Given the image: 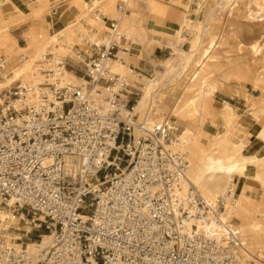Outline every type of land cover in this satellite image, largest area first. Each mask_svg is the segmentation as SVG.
Here are the masks:
<instances>
[{"label": "built area", "instance_id": "obj_1", "mask_svg": "<svg viewBox=\"0 0 264 264\" xmlns=\"http://www.w3.org/2000/svg\"><path fill=\"white\" fill-rule=\"evenodd\" d=\"M117 9L127 12L125 1ZM102 18L101 42L77 51L80 84L49 76L70 66L66 57L43 72L35 102L20 101L19 85L0 92V214L11 207L18 223L24 215L51 234L29 256L22 238L6 242L14 227L1 226L0 264H252L222 219L225 197L209 204L183 191L185 154L167 147L172 121L138 122L134 85L105 67L126 37L117 19Z\"/></svg>", "mask_w": 264, "mask_h": 264}, {"label": "bare ground", "instance_id": "obj_2", "mask_svg": "<svg viewBox=\"0 0 264 264\" xmlns=\"http://www.w3.org/2000/svg\"><path fill=\"white\" fill-rule=\"evenodd\" d=\"M122 1L127 12L118 11L116 0H32L31 7L19 0H0V46L6 52L0 67V92L16 84L23 97L20 101L35 102L44 71H57V63H65L66 57L77 59L74 47L81 42H101L108 28L102 16L118 20L121 32L130 40L127 48L134 41L145 39L150 46L162 44L160 38H166L165 45L172 52L158 57L152 76L138 86L140 97L133 113L147 128L166 117L172 121L175 131L167 147L185 154L183 191L193 188L209 204L224 196L222 219L239 232L245 257L252 264H264V106L251 101L247 124L239 118L236 105L227 100L217 105L214 98L226 81L242 86L251 74L252 87L261 91L264 101V41L253 40L246 49L248 56L242 55V44L236 43L239 18L264 24V0H142L148 11L157 15H163L171 5L185 11L170 34L147 31L143 22L133 27V12L140 0ZM52 7H59L56 17L51 14ZM14 25L21 27L24 46L10 31ZM186 41L189 48H181ZM105 67L123 78L129 76L133 85L139 81V73L120 58L109 60ZM59 70V75L49 76L80 84L73 71L66 67ZM99 90L93 96L102 102L104 90ZM253 184L260 188L259 197L249 192ZM21 216L26 221L22 229L32 231L30 220ZM18 220L9 207L0 214V227L9 223L18 229ZM5 235L8 244L20 246L14 240L22 238V233ZM41 237V243L46 244L51 234L42 233ZM26 252L35 254L36 241L27 243Z\"/></svg>", "mask_w": 264, "mask_h": 264}, {"label": "rangeland", "instance_id": "obj_3", "mask_svg": "<svg viewBox=\"0 0 264 264\" xmlns=\"http://www.w3.org/2000/svg\"><path fill=\"white\" fill-rule=\"evenodd\" d=\"M122 0H116L115 5H118L119 2ZM25 5H27L28 7H31L33 5L32 0H26ZM55 4V3H54ZM53 4V5H54ZM139 6L137 8V10L135 12H133V14L135 15V18H132L131 23L133 24V27L136 26L138 27V25L142 24L143 22V12L145 11V9L143 8V1L140 0L139 2ZM52 5V6H53ZM194 6L198 7V5L195 3ZM52 8H56V7H52ZM148 10V9H147ZM58 13H59V9H58ZM130 13V11L128 12ZM25 26V25H22ZM10 31L12 32V34H14L17 37V41L18 44L20 46H24L25 45V41L21 38V36L18 35V33L21 32V27L14 25L10 27ZM237 37H236V43H241L243 50H242V55L248 56L246 53V49L248 47V45L255 39L257 38H262L264 41V24L261 23H257V22H248L245 21L243 18H239L238 20V24H237ZM130 43V40H126L123 42L122 44V50H125L126 52L128 51V49H130L131 47H138V48H146L149 47L148 43L145 42V39L142 41H134L129 48H127V43ZM162 43V42H161ZM236 44H234L235 46ZM167 45L159 44L157 46L158 51L160 52V54L162 55V57L164 56H168L170 55V53L172 52V50L166 48ZM151 47V46H150ZM153 47V46H152ZM181 48L183 49H188L189 48V42L186 41L185 43H183L181 46ZM79 49L85 50L86 49V44L85 42H81L79 45H76L74 47V50L77 52ZM121 50V49H120ZM87 55H90V53H92L91 50L87 49ZM174 52V51H173ZM232 54H236V52L234 51ZM118 58H120L121 60H124L128 63V66L130 68H132L134 71H136L137 73H139L137 70V68H135L133 65L131 66L130 61L123 59L119 56V54H116ZM0 56L3 57L4 60H6V52L4 50L3 47L0 46ZM176 56V55H175ZM19 61L22 62V60L19 58ZM80 59H67V63L70 66H67L66 68L73 71L74 74L80 78L83 75V71H84V67L83 64L81 62H79ZM177 63V62H176ZM156 64L157 62L154 60L153 61V65H152V71L151 74H148L147 77H144L142 80L140 79L139 82L135 81L134 88H135V92L138 93V96H135L134 98H136V100L140 97V90L139 87L140 85H142L144 83V81L152 76V73L154 71V69L156 68ZM127 78L129 79V81L131 83H133L132 79H130L129 76H127ZM252 80H253V76L251 74H248L246 77V82L244 85L240 86L236 81L234 80H228L224 83L223 88L221 90H219L214 98L216 101L217 105H220L221 102H223L224 100H227L229 103L236 105L237 106V112L239 114V118L244 122V123H249L250 122V109H251V101L258 104V105H262L264 106V101H263V96L261 94V91L259 89H256L254 87H252ZM134 84V83H133ZM17 86L16 84L12 85V90L13 88ZM241 87V89L239 90L238 88ZM171 97V96H169ZM173 101H171L170 103H172ZM115 167V165H114ZM120 168H123V165H120ZM260 167H257L255 169V173L257 175L260 174ZM250 194L259 197L260 195V188L258 187L257 184H253L251 189L249 190ZM18 226L21 227L20 230H15L10 229L9 233H11V235H14L15 232H20L22 233V228L24 227V223L20 222L18 223ZM15 227V226H14ZM42 233H47L46 231L43 230H39L38 232L32 231V234H29L27 236V238H24L22 236V241H24L25 243L31 242V241H36L37 239H39L38 235ZM14 242L16 243L17 241L14 240Z\"/></svg>", "mask_w": 264, "mask_h": 264}, {"label": "crops", "instance_id": "obj_4", "mask_svg": "<svg viewBox=\"0 0 264 264\" xmlns=\"http://www.w3.org/2000/svg\"><path fill=\"white\" fill-rule=\"evenodd\" d=\"M19 1L24 4L26 0ZM164 1L167 2L169 0ZM143 8L145 9L143 12V25L146 30H155L165 34L172 33L174 29L179 26L181 17L186 15L185 11L180 6L176 5H171L163 15H157L148 11L144 3ZM18 35L21 36V32L18 33ZM148 37H150V34ZM160 41L164 45L167 42L166 38L163 37L160 38ZM158 45V43H154L150 45L151 47L149 46L146 48L131 47L127 52L121 49L117 51V54H119L121 58L130 61L131 66L133 65L138 69L140 81V79L142 80L144 77H147L148 74H151L153 61L158 57H162L157 49ZM166 48L168 47L166 46Z\"/></svg>", "mask_w": 264, "mask_h": 264}]
</instances>
